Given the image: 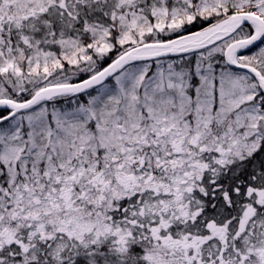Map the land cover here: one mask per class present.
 <instances>
[{
    "label": "snow or ice",
    "instance_id": "6c2138e0",
    "mask_svg": "<svg viewBox=\"0 0 264 264\" xmlns=\"http://www.w3.org/2000/svg\"><path fill=\"white\" fill-rule=\"evenodd\" d=\"M0 264H264V0H0Z\"/></svg>",
    "mask_w": 264,
    "mask_h": 264
}]
</instances>
